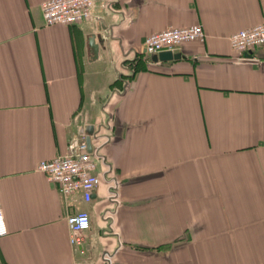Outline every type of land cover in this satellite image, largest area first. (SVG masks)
I'll return each instance as SVG.
<instances>
[{
  "label": "crops",
  "instance_id": "1",
  "mask_svg": "<svg viewBox=\"0 0 264 264\" xmlns=\"http://www.w3.org/2000/svg\"><path fill=\"white\" fill-rule=\"evenodd\" d=\"M104 1L52 25L45 0H0V264H74L77 207L92 264H264V44L238 63L230 40L264 23V0ZM195 24L205 42L178 60L143 50ZM77 135L103 159L91 203L37 170Z\"/></svg>",
  "mask_w": 264,
  "mask_h": 264
},
{
  "label": "built area",
  "instance_id": "2",
  "mask_svg": "<svg viewBox=\"0 0 264 264\" xmlns=\"http://www.w3.org/2000/svg\"><path fill=\"white\" fill-rule=\"evenodd\" d=\"M112 0H105L106 10H111ZM99 0H45L42 4V12L45 24L56 25L59 23L72 25L82 23L85 20L95 18ZM202 25L191 27H166L163 31L152 32L144 41L143 50L152 56L154 53L171 50L173 53L181 51L184 43L197 40L205 42L206 32ZM230 40L236 49V61L246 63L255 61L251 52L258 45L264 44V23H258L253 28L234 32ZM153 57V56H152ZM129 65V64H128ZM130 66V65H129ZM88 138L77 135L68 143V153L51 160H41L37 170L43 171L50 180L57 182L58 190L64 199L79 195L84 203H91L93 194L100 187L101 179L99 168L102 166L100 147L92 145L89 149ZM120 181L113 179L109 183V198L117 202L119 197ZM0 200V238L9 235L7 220ZM111 222L114 216L108 214ZM69 226V239L75 251L74 264H92L94 257L86 249V232L92 227L91 214L84 208H78L75 212L67 214Z\"/></svg>",
  "mask_w": 264,
  "mask_h": 264
},
{
  "label": "water",
  "instance_id": "3",
  "mask_svg": "<svg viewBox=\"0 0 264 264\" xmlns=\"http://www.w3.org/2000/svg\"><path fill=\"white\" fill-rule=\"evenodd\" d=\"M94 41H95V36L91 37V43L92 45H94V48L95 50H97V48L99 47L98 45H95L94 44ZM153 60L155 61H163V62H166L167 60H178L179 58H181L182 56V53L179 51L178 53H173L171 52V50H166V51H162L160 53H154L153 55ZM92 128L94 126H91ZM93 131H90V134H92ZM88 144H89V149L91 150L92 148V142H91V136H88Z\"/></svg>",
  "mask_w": 264,
  "mask_h": 264
}]
</instances>
